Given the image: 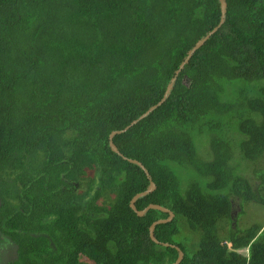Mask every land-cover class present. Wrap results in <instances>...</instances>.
I'll use <instances>...</instances> for the list:
<instances>
[{
    "label": "trees",
    "instance_id": "trees-1",
    "mask_svg": "<svg viewBox=\"0 0 264 264\" xmlns=\"http://www.w3.org/2000/svg\"><path fill=\"white\" fill-rule=\"evenodd\" d=\"M225 1L176 75L219 0H0L4 264H264V0Z\"/></svg>",
    "mask_w": 264,
    "mask_h": 264
},
{
    "label": "water",
    "instance_id": "water-1",
    "mask_svg": "<svg viewBox=\"0 0 264 264\" xmlns=\"http://www.w3.org/2000/svg\"><path fill=\"white\" fill-rule=\"evenodd\" d=\"M220 1V5H221V22L220 24L214 28V30H212L206 37H204L202 40H200L192 49L191 51L189 52L188 56L186 57L185 61L180 65V68L179 70L177 71L176 75L182 70V68L184 67V65L187 63V61H189V59L192 57V55L209 39V37L214 33L216 32V30L221 26V24L223 23V20H224V16H225V13H226V9H227V3L225 0H219ZM175 82V77L173 78L171 84L168 86L165 94H164V97L162 99L161 102H159L156 106H154L153 108L149 109L146 113H144L142 116H140L137 120H135L129 127H131L132 125L136 124L138 121H140L141 119H143L145 116H147L151 111H153L155 108H157L158 106H160L162 103L165 102V99L166 97L168 96V94L170 93L171 89H172V86H173V83ZM129 127H127L126 129L124 130H121V131H114L110 134L109 136V139H110V148L113 152H115L117 155L121 156V154L119 153L117 147L114 145L113 141H112V138L117 135V134H120V133H123L125 132ZM124 158V157H123ZM125 160L131 162V163H134L136 165H138L145 173V175L147 176V178L149 179V182H150V185H149V188L145 191V192H142V193H139L137 194L136 196H134V198L132 199L131 201V208L132 210L136 213V215L138 217H142L145 212L149 209H158V210H161V211H164L166 213H168L169 217L167 219H163V220H158L154 223H152V225L150 226L149 228V235H150V239L156 243V244H163L165 246H169V244H166V243H160L159 241L156 240L155 238V235H154V231H155V226L158 225V224H161V223H168L170 222L174 215H173V212H171L170 210L166 209V208H163V207H160V206H157V205H148L145 209L139 211L137 210L136 206H135V203L136 201L140 198V197H143L145 195H148L150 193H152L155 189H156V186H155V183L150 179V176H149V173L147 171V169L138 161L136 160H130V159H126L124 158ZM174 247V246H172ZM177 251L179 252V258L178 260L176 261V263L174 264H180V262L183 260L184 258V253L179 249V248H176Z\"/></svg>",
    "mask_w": 264,
    "mask_h": 264
},
{
    "label": "rangeland",
    "instance_id": "rangeland-1",
    "mask_svg": "<svg viewBox=\"0 0 264 264\" xmlns=\"http://www.w3.org/2000/svg\"><path fill=\"white\" fill-rule=\"evenodd\" d=\"M244 209L246 214L240 218V223L243 227L248 223H255L257 221L264 223V207L254 204H245ZM11 252L12 249L10 247H4V245L0 246V264H4L7 259L10 258L9 255H11Z\"/></svg>",
    "mask_w": 264,
    "mask_h": 264
},
{
    "label": "flooded vegetation",
    "instance_id": "flooded-vegetation-1",
    "mask_svg": "<svg viewBox=\"0 0 264 264\" xmlns=\"http://www.w3.org/2000/svg\"><path fill=\"white\" fill-rule=\"evenodd\" d=\"M235 214V213H234ZM236 215V214H235Z\"/></svg>",
    "mask_w": 264,
    "mask_h": 264
}]
</instances>
